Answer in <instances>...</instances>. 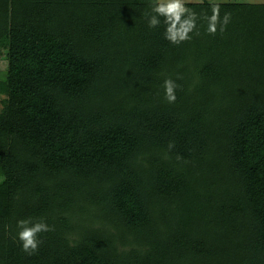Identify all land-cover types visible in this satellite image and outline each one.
<instances>
[{
  "label": "trees",
  "instance_id": "obj_1",
  "mask_svg": "<svg viewBox=\"0 0 264 264\" xmlns=\"http://www.w3.org/2000/svg\"><path fill=\"white\" fill-rule=\"evenodd\" d=\"M151 3L0 0V264H264V1L179 45Z\"/></svg>",
  "mask_w": 264,
  "mask_h": 264
},
{
  "label": "clouds",
  "instance_id": "obj_2",
  "mask_svg": "<svg viewBox=\"0 0 264 264\" xmlns=\"http://www.w3.org/2000/svg\"><path fill=\"white\" fill-rule=\"evenodd\" d=\"M151 15L148 16V27L157 28L161 23L165 26L164 38L173 45H179L192 38V33L199 35L197 20L200 19L197 13L185 6V0H152L150 4ZM207 21L206 32L215 35L218 30L223 32L230 22V14L225 13L223 18L219 14V5L214 4L212 14L205 17ZM178 86L171 79L163 83L164 98L168 103L176 101L175 90ZM169 149L174 147L169 144ZM17 239L20 241L21 249L29 255L35 254L41 241L39 234L51 231L52 228L43 220L33 221L21 219L17 221Z\"/></svg>",
  "mask_w": 264,
  "mask_h": 264
},
{
  "label": "rangeland",
  "instance_id": "obj_3",
  "mask_svg": "<svg viewBox=\"0 0 264 264\" xmlns=\"http://www.w3.org/2000/svg\"><path fill=\"white\" fill-rule=\"evenodd\" d=\"M195 1H201V0H195ZM217 1H245V2H254V1H264V0H217ZM7 50L0 48V72H3L6 68L7 64ZM1 106V103H0Z\"/></svg>",
  "mask_w": 264,
  "mask_h": 264
}]
</instances>
